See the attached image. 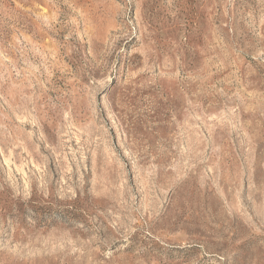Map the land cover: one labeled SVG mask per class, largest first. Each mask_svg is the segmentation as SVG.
<instances>
[{"label": "rangeland", "instance_id": "374dc122", "mask_svg": "<svg viewBox=\"0 0 264 264\" xmlns=\"http://www.w3.org/2000/svg\"><path fill=\"white\" fill-rule=\"evenodd\" d=\"M0 264H264V0H0Z\"/></svg>", "mask_w": 264, "mask_h": 264}]
</instances>
